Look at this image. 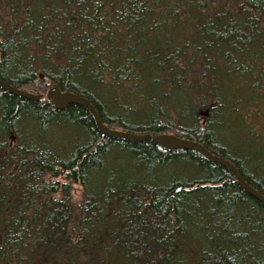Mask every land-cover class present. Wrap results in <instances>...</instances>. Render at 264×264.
I'll list each match as a JSON object with an SVG mask.
<instances>
[{
    "label": "trees",
    "instance_id": "trees-1",
    "mask_svg": "<svg viewBox=\"0 0 264 264\" xmlns=\"http://www.w3.org/2000/svg\"><path fill=\"white\" fill-rule=\"evenodd\" d=\"M0 78L264 194V0H0ZM0 264H264V206L194 151L0 88Z\"/></svg>",
    "mask_w": 264,
    "mask_h": 264
},
{
    "label": "water",
    "instance_id": "water-1",
    "mask_svg": "<svg viewBox=\"0 0 264 264\" xmlns=\"http://www.w3.org/2000/svg\"><path fill=\"white\" fill-rule=\"evenodd\" d=\"M0 88L17 95L22 98H26L33 102H39L42 105H52L58 110H64L69 105L75 104L83 107L93 118L95 125L100 134L105 138L120 139L131 142H152L166 150H188L194 151L200 154L206 161L219 165L228 170L238 185L250 196L254 197L264 206V194L250 185L240 173L236 165L230 160L214 154L203 144L179 137L171 133H135L124 130H117L110 128L104 123L100 113L95 105L85 96L71 92L62 91L59 87H51L46 94H35L26 90L17 88L12 84L2 80L0 78ZM208 112L204 111L202 115H207Z\"/></svg>",
    "mask_w": 264,
    "mask_h": 264
},
{
    "label": "rangeland",
    "instance_id": "rangeland-1",
    "mask_svg": "<svg viewBox=\"0 0 264 264\" xmlns=\"http://www.w3.org/2000/svg\"><path fill=\"white\" fill-rule=\"evenodd\" d=\"M74 195L79 196V187L78 186L75 187V189H74Z\"/></svg>",
    "mask_w": 264,
    "mask_h": 264
}]
</instances>
